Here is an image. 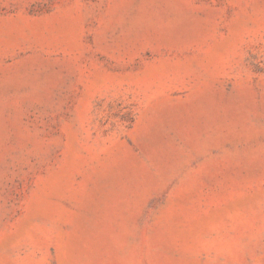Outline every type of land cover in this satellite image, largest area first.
I'll use <instances>...</instances> for the list:
<instances>
[{
  "label": "rangeland",
  "instance_id": "1",
  "mask_svg": "<svg viewBox=\"0 0 264 264\" xmlns=\"http://www.w3.org/2000/svg\"><path fill=\"white\" fill-rule=\"evenodd\" d=\"M0 264H264V0H0Z\"/></svg>",
  "mask_w": 264,
  "mask_h": 264
}]
</instances>
